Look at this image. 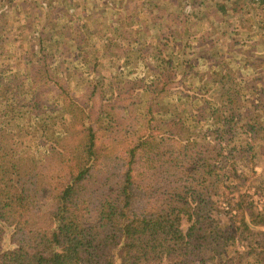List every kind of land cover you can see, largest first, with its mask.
Wrapping results in <instances>:
<instances>
[{"label":"trees","instance_id":"16d2710c","mask_svg":"<svg viewBox=\"0 0 264 264\" xmlns=\"http://www.w3.org/2000/svg\"><path fill=\"white\" fill-rule=\"evenodd\" d=\"M43 1H51L45 21L63 20L58 37L43 38L41 26L38 47L17 54L13 46L6 63L36 68L6 77L0 69V240L12 227L0 264H264V166L251 143L264 134V72L250 75L238 60L235 73L214 70L204 85L227 98L218 105L202 87L176 85L175 17L165 3L112 5L118 27L101 35L103 46L88 41L96 29L73 0ZM144 25L157 35L144 37ZM60 41L75 55L73 70L92 72L84 84L72 82L68 66L51 69L45 44ZM126 78L150 99L139 118L130 111L120 124L111 112Z\"/></svg>","mask_w":264,"mask_h":264},{"label":"rangeland","instance_id":"374dc122","mask_svg":"<svg viewBox=\"0 0 264 264\" xmlns=\"http://www.w3.org/2000/svg\"><path fill=\"white\" fill-rule=\"evenodd\" d=\"M50 2L43 0H0V32L5 34V39L2 38L0 41V48L3 47L4 49V54L0 55V69L5 70L2 76L6 77L11 71L20 75L23 71L29 72L36 68L35 65H24L21 60H19L21 62H18L17 58V61L14 62L13 70L9 69L6 63L10 57H13L11 52H8L12 50L13 46L20 48L17 50V54H21L28 45L38 47L37 35L41 26H44L43 38L46 34L52 38L58 37L59 31L61 32L59 26L63 20L50 18L45 21L44 18L45 7H48ZM102 2L106 1L73 0L74 5H72L77 10V14L82 17L84 23L90 27L89 29H96L93 37H90L88 41L94 40L96 43L100 41L101 45L104 46V44H107L106 41H108L107 36L110 35V32H113V30H108V27L116 28L118 26L116 21L111 18L112 16L115 17L116 14L111 7L103 6ZM157 2L165 3L162 7L166 11L170 10L173 13L171 17H175L174 21L170 22L169 27L175 36V42H173L175 53L172 59L177 64L176 85L178 82L183 81L185 85H191L192 89L202 87L206 90L204 81L212 75L214 70L222 68L224 70H234L232 73H235L237 60L244 67V71L250 73V75L257 74L259 77L260 72H264V1L157 0ZM220 4L225 5V14L218 13L217 7ZM17 6L21 8V13H19L22 16H20L21 19L25 17L23 22L18 21L17 23L16 20L13 21V15L17 11L14 9ZM11 7L15 8L11 9ZM136 8L141 13L145 11L141 5ZM37 10H40L41 13H38ZM221 14L222 17H220ZM76 17L75 14L72 16L74 25L80 26V20L76 19ZM214 17L222 19L221 25L223 28L221 30H217L219 25H216ZM55 22H57L56 28ZM102 28H105V31H102ZM148 33L157 35L155 30H151ZM101 35L107 36L102 39ZM142 35L145 37L147 33L144 32ZM229 41L236 42L234 50L229 47ZM253 41H258V44L253 46ZM60 43L61 41L59 43L55 42V44L44 43L48 53V63L51 69L58 71V73L61 72V69L64 72L67 66L72 68V64L69 61L70 58H75L74 53L65 50ZM79 43L80 41H76L75 46L79 45ZM152 44L155 45L153 47H158L157 41L154 40ZM93 45L97 47L96 44L93 43ZM97 48L99 49V47ZM57 51L65 53L60 55L57 54ZM3 57H7L6 61ZM64 57L67 60L62 61ZM32 59L34 61L36 57ZM59 63L63 65L61 68L58 67ZM73 69L69 73L74 84L82 85L92 76V72L88 68ZM98 74H100V71L94 73V75ZM18 81L22 84L21 76L18 77ZM261 81H264V78ZM209 85L210 83L207 85L206 98L211 101L213 98L216 99L215 101H219L218 105L226 102L227 98L219 96L220 92L218 90L216 92L215 89L209 90ZM122 86L124 92H127L124 95L123 93L121 94L111 115H113L114 119H118L120 124H126L130 120L128 116L130 111L134 112V115L131 116L134 121L140 117V114L147 107L150 94L146 91H141V83L133 82L131 78L124 79ZM55 87L57 88L56 85ZM21 89L22 91L26 90V87L22 84ZM162 95L163 93H160L158 98H161ZM127 96L130 97L127 98ZM231 98L233 103H241L237 97L231 96ZM157 99H155L156 103H158ZM262 99L261 96H258L255 103L261 102ZM45 105V102H41V106ZM162 105L163 102L158 107ZM12 106L15 113H23L25 111V108H22L20 103H13ZM44 109L46 110V108ZM256 125L259 126V123L256 122ZM251 143L255 146V149L260 151L256 157V163L264 166V154L261 153L264 152V134L262 135V132L260 135L257 134ZM257 203H260V201H257ZM11 229L12 227L4 229L3 238L0 240V249L9 246Z\"/></svg>","mask_w":264,"mask_h":264},{"label":"crops","instance_id":"0c3cea01","mask_svg":"<svg viewBox=\"0 0 264 264\" xmlns=\"http://www.w3.org/2000/svg\"><path fill=\"white\" fill-rule=\"evenodd\" d=\"M105 1H106V2H102V5H103V6H109V7H112V5L117 6V5H119V4L125 3L124 0H123V2L120 1V0H105ZM108 3H109V4H108ZM156 3H158V2H156ZM107 4H108V5H107ZM100 5H101V3H100ZM122 5H123V4H122ZM133 6H134V5L131 6V4H128V5H127V7H129V8H130V7H133ZM19 7H20V6H17V8L14 9V10H17V9H18V10L16 11V14H18L19 19H21L22 16L19 14V13H21V11H20L21 8L19 9ZM13 8H15V7H11V9H13ZM16 14L13 15V19H14V16H15ZM20 16H21V17H20ZM141 26H142V25H141ZM142 29H144L146 33H148V32L151 31L150 29L145 28V25L142 27Z\"/></svg>","mask_w":264,"mask_h":264}]
</instances>
